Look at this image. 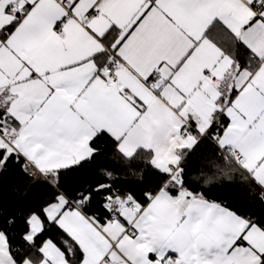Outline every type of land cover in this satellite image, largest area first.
Instances as JSON below:
<instances>
[{
    "label": "snow or ice",
    "instance_id": "1",
    "mask_svg": "<svg viewBox=\"0 0 264 264\" xmlns=\"http://www.w3.org/2000/svg\"><path fill=\"white\" fill-rule=\"evenodd\" d=\"M0 264H264V0H0Z\"/></svg>",
    "mask_w": 264,
    "mask_h": 264
},
{
    "label": "trees",
    "instance_id": "2",
    "mask_svg": "<svg viewBox=\"0 0 264 264\" xmlns=\"http://www.w3.org/2000/svg\"><path fill=\"white\" fill-rule=\"evenodd\" d=\"M230 195H232L236 199H239L240 198L239 193H231Z\"/></svg>",
    "mask_w": 264,
    "mask_h": 264
}]
</instances>
